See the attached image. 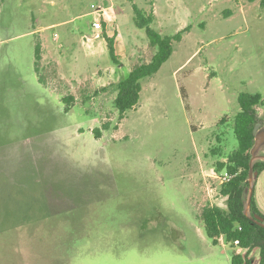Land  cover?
<instances>
[{"label": "rangeland", "instance_id": "obj_1", "mask_svg": "<svg viewBox=\"0 0 264 264\" xmlns=\"http://www.w3.org/2000/svg\"><path fill=\"white\" fill-rule=\"evenodd\" d=\"M133 4L188 30L119 119L117 83L153 52ZM243 91L264 95V0H0V264H231L199 212L226 206L216 164ZM253 184L264 212V171Z\"/></svg>", "mask_w": 264, "mask_h": 264}, {"label": "trees", "instance_id": "obj_2", "mask_svg": "<svg viewBox=\"0 0 264 264\" xmlns=\"http://www.w3.org/2000/svg\"><path fill=\"white\" fill-rule=\"evenodd\" d=\"M254 1V0H249ZM134 23L138 28H143L148 38V43L153 50L148 61L135 64L128 74L117 83V92L113 103L118 111V118L122 119L127 110L132 109L139 100L141 89L140 80L158 71L161 65L170 57L173 50V42L181 40L182 32L188 30V26L173 35H165L153 29L150 24L153 20L152 12L144 10L133 4ZM110 59L117 63L115 39L103 32ZM41 44L36 43L34 49V68L39 74L40 81H44L40 73L39 61L41 60ZM66 103L65 109L73 101L71 96H63ZM239 110L233 116V132L237 140V146L227 156L225 161H218L217 170L225 169L233 177L229 182L223 183L220 193L226 197V206L206 205L199 212L206 236L212 244L219 243L223 239L232 248H241V252H234L231 264H253L252 251L258 252V264H264V226L257 224L252 217L259 213L254 198V184L246 213L247 196L249 189V163L252 157L251 149L254 146L256 124L259 115L256 106L264 105V95L260 93L240 92L237 96ZM264 119V115L262 116ZM262 121V120H261ZM104 124L102 129H106ZM96 137L101 135V129L92 130ZM264 169L263 160H255L252 163L253 172L259 173ZM256 178V177H255ZM238 240L235 245L234 241Z\"/></svg>", "mask_w": 264, "mask_h": 264}, {"label": "water", "instance_id": "obj_3", "mask_svg": "<svg viewBox=\"0 0 264 264\" xmlns=\"http://www.w3.org/2000/svg\"><path fill=\"white\" fill-rule=\"evenodd\" d=\"M264 142V130L263 131H260L258 133H255V139H254V146L253 148L251 149V154H252V157L250 159V163H249V189H248V196H247V207H246V213H248V209H249V203H250V199H251V195H252V189H253V181L255 180V177H256V172H253L252 170V163L255 161V160H258V159H261L262 156H260L259 154H256V151L258 150V148L261 146V143ZM252 182V183H251ZM253 220L257 221L260 225H263L261 223V217L258 216V215H255L252 217Z\"/></svg>", "mask_w": 264, "mask_h": 264}, {"label": "built area", "instance_id": "obj_4", "mask_svg": "<svg viewBox=\"0 0 264 264\" xmlns=\"http://www.w3.org/2000/svg\"><path fill=\"white\" fill-rule=\"evenodd\" d=\"M94 13H97L99 16L98 17H94L93 21H92V27L95 30H101L102 29V19L100 18V16L102 17V13L104 12V10L100 9V8H95V10L93 11ZM94 37H100V33L96 32L94 34ZM233 177V174H231L230 172H228L227 170H224L221 175H220V183H227L230 181V179ZM234 244L237 245L238 244V240L234 241ZM237 252L241 251V248L238 247L236 249Z\"/></svg>", "mask_w": 264, "mask_h": 264}, {"label": "flooded vegetation", "instance_id": "obj_5", "mask_svg": "<svg viewBox=\"0 0 264 264\" xmlns=\"http://www.w3.org/2000/svg\"><path fill=\"white\" fill-rule=\"evenodd\" d=\"M259 155L262 156V158H261L260 160H263V161H264V155H263V154H262V155L259 154ZM262 171H264V169H262L259 173H257V176H258ZM257 176H256V177H257ZM255 201H256V199H255ZM256 205H257V210H258L259 213L255 214V215L260 216V217L262 218V219H261V223L264 224V212H262V211L260 210V208H259L257 202H256ZM255 215H254V216H255ZM257 221H259V220L256 219V222H257ZM257 224H259V223L257 222ZM259 225H260V224H259ZM260 226H263V225H260Z\"/></svg>", "mask_w": 264, "mask_h": 264}]
</instances>
